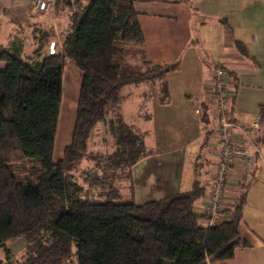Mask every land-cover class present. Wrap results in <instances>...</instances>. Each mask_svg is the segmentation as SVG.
Instances as JSON below:
<instances>
[{
  "label": "trees",
  "instance_id": "trees-1",
  "mask_svg": "<svg viewBox=\"0 0 264 264\" xmlns=\"http://www.w3.org/2000/svg\"><path fill=\"white\" fill-rule=\"evenodd\" d=\"M136 1L174 0H57L54 12L68 20L60 50L48 53L44 26L34 28L29 53L12 42L0 46L6 64L0 70V250L6 259L8 243L17 239L25 241L22 264L71 258L76 264H212L250 247L239 231L243 191L228 210L230 220L208 227L202 224L209 216L194 209L204 194L197 182L188 192L134 203L129 169L145 152L142 136L119 115L120 90L157 81L167 97L164 77L174 69L153 65L143 53L135 64L127 61L128 46L144 44ZM66 58L82 78L71 142L57 161ZM257 116L264 125V104ZM99 125L115 149L91 166L97 162L91 156L101 155L88 149ZM82 162L93 169L83 179L87 188L72 180Z\"/></svg>",
  "mask_w": 264,
  "mask_h": 264
},
{
  "label": "crops",
  "instance_id": "crops-1",
  "mask_svg": "<svg viewBox=\"0 0 264 264\" xmlns=\"http://www.w3.org/2000/svg\"><path fill=\"white\" fill-rule=\"evenodd\" d=\"M33 1L0 0V8L20 9L22 14H18V22L29 29L28 41L31 44L34 28L47 24L48 46L61 49L68 28L66 16L57 15L52 11L54 7L50 16L48 13L38 16V12L32 10ZM50 1L54 5L57 0ZM82 1L87 5L92 0ZM134 7L144 36L143 46L135 48L153 65L174 66V69L164 77L167 97L162 98V82L124 86L120 90L119 115L124 122L126 106L134 105L133 115L129 118L132 125H127L141 136L153 131L156 120L163 127L167 126L166 123L175 124L173 128L179 127L181 132L188 134L182 143L176 144L169 139L167 142H171L160 149L145 147L142 143L145 156L129 169L134 203L143 205L185 193L197 182L204 189V194L194 209L203 213L206 190L218 160L216 125L219 120L211 88L213 75L222 69L227 76L225 99L228 119L232 123L230 132L243 136L244 128L257 115L259 106L264 104V10L255 9L250 0L136 1ZM5 16H1L5 22L13 23L6 21ZM9 44L10 41L2 47ZM33 47L34 44L28 46L30 51ZM26 48L23 43V51ZM81 78L82 74L74 63L66 60L60 108L63 103L67 106L78 98V79L81 82ZM63 116L65 118L66 114L59 110L57 130ZM57 130L55 141L64 144ZM69 138L64 149L71 142ZM247 146L253 152V148ZM261 146L264 155V144ZM62 157L63 154L57 161ZM247 170L250 173L248 180L239 183L244 168L239 164L232 168L222 201L224 211L221 217L209 219L202 225L215 226L229 221L231 215L228 210L243 191L245 201L239 231L250 247L237 248L232 260L212 264H264V159L254 157L252 167Z\"/></svg>",
  "mask_w": 264,
  "mask_h": 264
},
{
  "label": "rangeland",
  "instance_id": "rangeland-1",
  "mask_svg": "<svg viewBox=\"0 0 264 264\" xmlns=\"http://www.w3.org/2000/svg\"><path fill=\"white\" fill-rule=\"evenodd\" d=\"M38 0H34L33 4H32V10H34V12H38V16L41 14H47L50 16L51 13V9L54 7V5L51 3L50 0H40L42 2H44L45 6L44 9L40 10L38 5L36 6ZM236 1V0H235ZM252 6L255 9L258 10H264V0H250ZM51 5V6H50ZM54 9V8H53ZM54 12V10H52ZM236 13V12H235ZM2 14H5L6 16V21H10L13 23H9V22H5V20L2 19ZM18 14H22V12L20 13V9H14L12 7H8L6 9H1L0 8V46H5L9 43L12 42L13 44H17L21 46V53H22V42L24 44H26L27 48L25 49L26 53L30 52L31 47L28 48L29 45L34 44L32 41V44L29 40V29H26L27 26L19 24L18 20ZM53 15V14H52ZM232 15V14H230ZM234 16V15H233ZM230 16V17H233ZM22 19V18H21ZM48 19H45V22H47ZM49 22V21H48ZM49 25H51L50 23H48ZM46 26H37L39 29L41 27L45 28L46 30L49 31V28L47 26V24H45ZM37 30V29H36ZM33 34V33H32ZM32 34H31V39H32ZM16 45V46H17ZM60 50V48H56L54 47V51L55 53ZM131 54L126 57L127 61H129L131 63V61L137 62L140 58V52L138 50V48L132 47V46H128L127 49ZM47 51L49 53V46L47 45ZM134 59V60H133ZM69 60V59H65L64 60V66H65V61ZM6 67L5 63H0V70H3ZM79 82V88H80V80L78 79ZM157 82V81H156ZM78 88V93H79V89ZM153 91V90H152ZM154 92V91H153ZM153 96V95H152ZM154 98H156V96L154 95ZM76 99V98H75ZM73 100V103L70 102L66 105L61 106L60 111L61 114L63 112V114H66L65 118H61L60 117V123L58 126V130H57V135L58 137L62 138L63 143L62 144L60 141H55V145L56 146V142H57V147L54 154V160H57L61 154H63V149L64 147L67 145L65 142L67 141L68 137H70L69 139L71 140V133H72V128H73V122L75 119V107H77V101L78 98L76 100ZM154 101V99H153ZM151 102V100H150ZM154 107H156V105L154 104ZM134 109V105L132 104H128L126 106V116L124 117V123L127 125L130 124L132 125V120H129L130 116H132V110ZM70 112V113H69ZM154 115V120L156 119V115L155 113H153ZM65 119V120H64ZM153 131L150 133L149 135H144L142 136V143L144 142L145 147L152 146V149H160L162 148L164 145L170 143L171 141H174L176 144L182 143L184 139H186V136H188V134L185 135V132H181L179 130V127H175V124L172 123H166L167 126L163 127L161 126V123L159 121H154L153 122ZM65 124V125H64ZM134 125V124H133ZM145 125V123L143 124ZM72 126V127H71ZM178 126V125H177ZM64 130V131H63ZM64 133V134H63ZM151 134V135H150ZM62 135V136H61ZM169 139H172L171 141L167 142ZM65 140V141H64ZM113 142V136L109 133V131L107 129H105L104 125H99L93 132V135L90 139V141L88 142V149L91 152H97L100 153L101 155H92L91 157H94L96 159L97 162L92 163L91 166H95L94 164H97L99 160H101L105 154H109L111 152L114 151L115 146L112 145ZM69 145V144H68ZM145 147L143 146V149H145ZM90 164H87L86 162H82L79 168H76L75 171L72 173V180H74L78 185L82 186L83 188H87L86 186H83V179L86 175L90 176V174H92V171L90 169ZM206 169V168H205ZM126 193V192H125ZM225 195V193H224ZM25 241L23 239H17L13 242L8 243L7 245V249L9 251V255L8 258H5V252L3 250H0V259H4V261L6 260L7 264H22L23 260H24V252H25ZM75 258H71L70 261L67 264H76L74 261Z\"/></svg>",
  "mask_w": 264,
  "mask_h": 264
},
{
  "label": "built area",
  "instance_id": "built-area-1",
  "mask_svg": "<svg viewBox=\"0 0 264 264\" xmlns=\"http://www.w3.org/2000/svg\"><path fill=\"white\" fill-rule=\"evenodd\" d=\"M37 5L40 10L44 9V2L38 0ZM49 53H55L53 46H49ZM211 88L215 101L214 110L218 113L219 120L216 125L218 160L212 171L211 183L206 190L203 212L211 220H214L219 219L224 211L222 201L232 168L237 164L243 166L244 171L241 173L239 183H244L249 178L250 173L247 169L252 167L253 158L264 159L261 151L264 125L260 124L259 117L256 115L251 118L250 124L244 128L243 136L232 134L230 132L232 123L226 112L227 76L222 69L214 72ZM196 112L198 111L196 110ZM247 144L253 148V152H250Z\"/></svg>",
  "mask_w": 264,
  "mask_h": 264
},
{
  "label": "bare ground",
  "instance_id": "bare-ground-1",
  "mask_svg": "<svg viewBox=\"0 0 264 264\" xmlns=\"http://www.w3.org/2000/svg\"><path fill=\"white\" fill-rule=\"evenodd\" d=\"M70 113V112H69ZM65 115V114H64ZM64 117V116H63ZM62 118V117H61ZM65 125V124H64ZM64 131V130H63ZM64 134V133H63ZM62 136V135H61Z\"/></svg>",
  "mask_w": 264,
  "mask_h": 264
}]
</instances>
